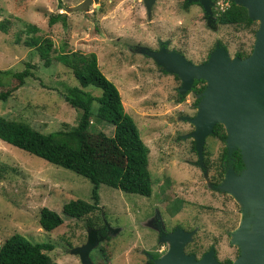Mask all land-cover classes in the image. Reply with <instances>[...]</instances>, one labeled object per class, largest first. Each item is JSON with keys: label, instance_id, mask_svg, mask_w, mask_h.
I'll use <instances>...</instances> for the list:
<instances>
[{"label": "rangeland", "instance_id": "obj_1", "mask_svg": "<svg viewBox=\"0 0 264 264\" xmlns=\"http://www.w3.org/2000/svg\"><path fill=\"white\" fill-rule=\"evenodd\" d=\"M82 1L0 0V19L10 21L9 31H0V69L21 71L31 63L33 71L6 100L0 99V114L25 120L45 133L77 125L80 111L67 102L65 93L67 86L79 85L78 80L56 58L45 66L38 50L24 40L30 35L51 38L54 56L95 52L101 70L119 88L126 111L150 148L154 182L151 196L100 185L102 210L97 215L103 217L100 225L111 230L107 227L108 234L90 252L91 260L94 264H145L144 250L163 247L153 224L158 214L168 231L176 226L195 231L188 251L203 253L214 245L221 257L234 256L238 250L229 234L241 219L240 205L230 194L208 187L209 171L197 163L193 139L183 138L194 128L182 116L196 113L195 97L189 94L179 102L180 80L158 69L138 47L157 49L161 41H168L194 62L203 61L218 40L232 55L250 53L258 24L249 28L219 24L214 29L203 17V8L197 3L186 7L185 0H158L150 15L142 0H100L99 6L94 3L88 10H71ZM57 13L66 15L65 22L51 24L50 16ZM28 23L38 31L29 33ZM136 45L137 50L132 49ZM89 89L97 95L102 92ZM93 107L97 110V101ZM91 129L115 133L112 123L95 118ZM224 146L219 138L207 137L205 152L211 164L220 163ZM92 189L90 179L0 139V247L18 232L33 242H51L54 248L47 252L57 262L82 264L80 255L71 251L87 241L91 227L85 219L66 217L63 205L71 199L91 200ZM43 207L62 215L64 225L52 231L43 228Z\"/></svg>", "mask_w": 264, "mask_h": 264}, {"label": "trees", "instance_id": "obj_2", "mask_svg": "<svg viewBox=\"0 0 264 264\" xmlns=\"http://www.w3.org/2000/svg\"><path fill=\"white\" fill-rule=\"evenodd\" d=\"M192 4L194 3L185 0V5ZM215 14L216 23L208 24L214 29L219 24L241 25L245 28L258 24L249 17L246 7L237 5L233 0L227 10ZM59 20L65 22L66 15L57 13L50 16L51 24ZM9 28V19H0V31L8 32ZM26 28L29 33L38 31V27L32 23H28ZM256 31L257 28H254V33ZM17 40L21 41V38L18 37ZM218 41L224 45L222 40ZM24 43L38 50L45 66H50L56 58L71 70L79 85L67 86L65 98L72 107L80 111L79 121L77 125H67L45 133L25 120L0 114V139L90 179L93 183L91 200L71 199L63 205V212L68 218L85 219L87 226L98 228L102 235H107V226L100 225L103 217L97 215L102 210L100 185L106 184L125 192L151 196L154 179L149 167L150 148L141 136L134 118L126 111L119 88L101 70L95 52H60L54 56L53 40L38 35L28 36ZM215 46L216 43L210 52ZM235 55L246 57L249 52L237 51ZM31 68L32 64L29 63L21 71L0 69V99L6 100L14 90L23 85L26 78L33 74ZM176 78L179 79L177 75ZM198 82L196 80V84ZM89 87L99 88L102 92L97 95ZM204 87L205 84L200 87L196 85L198 91ZM184 99L182 97L179 102ZM95 101L98 102L97 110L93 107ZM195 102L198 103V99ZM93 118L112 123L115 127L114 135L92 130ZM211 135L226 143V129L221 123L214 127ZM192 142L195 149L194 140ZM205 153L206 163L209 165L210 155ZM221 157L220 162L227 158L226 145ZM233 157L234 166L240 169L244 165L241 153L235 152ZM64 220L55 210L48 207L41 210L40 223L48 231L63 226ZM53 248L51 242H33L16 232L1 245L0 264H61L47 252Z\"/></svg>", "mask_w": 264, "mask_h": 264}, {"label": "water", "instance_id": "obj_3", "mask_svg": "<svg viewBox=\"0 0 264 264\" xmlns=\"http://www.w3.org/2000/svg\"><path fill=\"white\" fill-rule=\"evenodd\" d=\"M97 1L83 0L71 10H88ZM144 1L150 13L156 0ZM188 1L201 3L208 23L216 22L213 0ZM233 1L246 7L249 17L258 22L252 51L246 57L232 55L219 41L208 59L201 62H194L163 44L158 49L140 45L138 52L151 57L161 70L177 75L182 81L181 95L192 91L196 80L206 82L204 90L196 94V113L182 116L194 127L183 138L194 140L197 163L205 167L206 139L217 124L224 125L228 156L240 150L244 162L240 173L230 167L217 187L235 198L242 213L238 226L231 232V243L240 251L232 264H264V0ZM107 227L110 231L111 227ZM194 233L180 227L168 234L162 232L160 241H170L171 245L158 263L224 264L217 260L214 249L200 260L184 253L183 247ZM104 238L91 227L87 241L71 252L80 255L82 264H94L90 252Z\"/></svg>", "mask_w": 264, "mask_h": 264}, {"label": "flooded vegetation", "instance_id": "obj_4", "mask_svg": "<svg viewBox=\"0 0 264 264\" xmlns=\"http://www.w3.org/2000/svg\"><path fill=\"white\" fill-rule=\"evenodd\" d=\"M99 1L100 0H98L97 2H94V3H96L98 6H99ZM158 0H156L155 1V3L157 2ZM142 2H143V4L145 5V7H146V10H147V13L150 15L151 13H152V10H153V6L155 5V3L153 4V6H152V10H151V12L149 13V11H148V9H147V6H146V4H145V1L144 0H142ZM189 2V1H188ZM213 2H214V4H215V0H213ZM93 3V4H94ZM190 3H199V2H190ZM93 4H91V5H93ZM90 5V6H91ZM198 5H200L202 8H203V17L207 20V23H208V15L206 14V12H205V9H204V7L201 5V3H199ZM187 6H190V5H186V7ZM213 12H214V15H215V18H216V21H217V15L215 14V12H217L216 11V9H215V7L213 6ZM211 23L213 24H215L216 22H213V21H211ZM211 23H208L209 25H212ZM218 26V25H217ZM217 26L215 27V29L217 28ZM218 42V41H217ZM216 42V43H217ZM166 45L170 50L171 49H174L172 46H170L169 44H168V41H161L160 42V45L158 46V48L161 46V45ZM157 48V49H158ZM132 49H136L137 50V45L136 46H133V48ZM175 49H177V48H175ZM178 51H180L181 53H183V51H181V50H179V49H177ZM184 54V53H183ZM185 55V54H184ZM209 55H210V53H208V55L206 56V58L205 59H203V61L204 60H207L208 59V57H209ZM156 63V62H155ZM158 69H160L161 70V68L159 67ZM163 71V70H162ZM173 75H175V74H173ZM176 76V75H175ZM179 80H180V83H179V85L176 87V93H177V95H178V100H180L182 97H187V95H189V94H193L194 95V97H195V100L197 99V97H196V94H198V93H200V92H202L204 89H201V90H197L196 89V85L198 86V87H200V86H202V84H205V86H206V82L205 81H199L197 84H196V81H195V83H194V88H193V90L192 91H189L188 93H186V94H184V95H181L180 94V92H179V89H180V87H181V83H182V81H181V79L179 78ZM205 88V87H204ZM195 103V105H196V108H197V103L196 102H194ZM225 145H226V143H225ZM235 152H240V150H236V151H234L233 152V154L235 153ZM241 153V152H240ZM233 154H232V156L231 157H229L228 156V154H227V158H225L223 161H221L218 165H216L215 164V162H213L212 164L210 163L209 165L206 163V158H205V167H206V169L209 171V177H210V181L209 182H207V185H208V187L209 188H211V189H213V190H217V191H220V192H223V191H221V190H219V189H217V186L223 181V179H224V177H225V175H226V173H227V170L230 168V167H232V168H234V170L236 171V172H238V173H240V171L243 169V167H244V165L242 166V167H240V169H237L235 166H234V163H235V158L233 157ZM242 156V155H241ZM220 159H222V157H220ZM244 163V162H243ZM204 167V168H205ZM204 171V170H203ZM225 195H227L226 193L227 192H223ZM153 224H155L156 225V230L158 231V235H159V241H160V237H161V233L162 232H165L166 234H168L169 232H171V231H173L176 227H178V226H176L175 228H173L172 230H170V231H168L167 230V228L165 227V224H164V222L162 221V217H161V215L160 214H158V215H156V219L153 221ZM187 230V229H186ZM232 232V231H231ZM231 232H230V234H229V236H230V242H231ZM194 239V238H193ZM193 239H192V241H193ZM161 242V241H160ZM191 241H189V242H187V243H185V245H184V247H183V251H184V253L185 254H187V255H193L197 260H200L201 258H203L204 257V255H205V253L207 252V251H209V250H211V249H214V251H215V257L217 258V260L218 261H220V262H222V263H224V264H232L233 262H234V260L238 257V255H239V253H240V251H239V248L238 247H236V249L238 250L237 251V253L233 256V255H230V256H225V257H221V255L218 253V251H217V249L215 248V246L214 245H211V247L209 248V249H207L205 252H203V253H193V252H190V251H188V249H187V247H188V244L190 243ZM162 243L163 244H160V245H162L163 247H161V248H157V246L156 247H153L152 249H149V250H144V253L146 254V261H145V264H159L158 263V261L159 260H161L162 259V257H163V255L168 251V249H169V247H170V241H162Z\"/></svg>", "mask_w": 264, "mask_h": 264}, {"label": "built area", "instance_id": "obj_5", "mask_svg": "<svg viewBox=\"0 0 264 264\" xmlns=\"http://www.w3.org/2000/svg\"><path fill=\"white\" fill-rule=\"evenodd\" d=\"M231 6V0H215L214 7L218 12L227 10Z\"/></svg>", "mask_w": 264, "mask_h": 264}]
</instances>
